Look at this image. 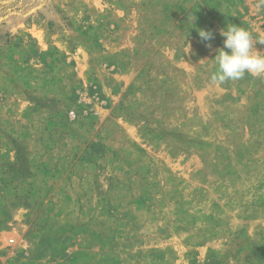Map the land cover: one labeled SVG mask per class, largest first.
<instances>
[{"label": "rangeland", "instance_id": "obj_1", "mask_svg": "<svg viewBox=\"0 0 264 264\" xmlns=\"http://www.w3.org/2000/svg\"><path fill=\"white\" fill-rule=\"evenodd\" d=\"M260 3L0 0V264H264Z\"/></svg>", "mask_w": 264, "mask_h": 264}, {"label": "clouds", "instance_id": "obj_2", "mask_svg": "<svg viewBox=\"0 0 264 264\" xmlns=\"http://www.w3.org/2000/svg\"><path fill=\"white\" fill-rule=\"evenodd\" d=\"M264 6V0L260 5ZM223 47L216 50L214 61L216 71L212 74L213 83L223 84L229 80H238L249 74L253 77L264 76V53L254 49L251 33L237 25H228L220 30ZM203 41L214 39L212 31L199 30ZM264 44V41H261ZM211 48L210 44L206 45Z\"/></svg>", "mask_w": 264, "mask_h": 264}]
</instances>
